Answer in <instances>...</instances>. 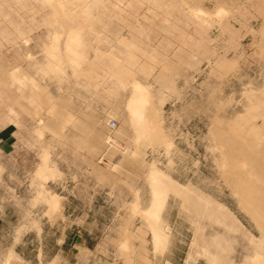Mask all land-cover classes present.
I'll list each match as a JSON object with an SVG mask.
<instances>
[{"label": "rangeland", "instance_id": "rangeland-1", "mask_svg": "<svg viewBox=\"0 0 264 264\" xmlns=\"http://www.w3.org/2000/svg\"><path fill=\"white\" fill-rule=\"evenodd\" d=\"M214 262L264 264V0H0V264Z\"/></svg>", "mask_w": 264, "mask_h": 264}, {"label": "bare ground", "instance_id": "bare-ground-1", "mask_svg": "<svg viewBox=\"0 0 264 264\" xmlns=\"http://www.w3.org/2000/svg\"><path fill=\"white\" fill-rule=\"evenodd\" d=\"M73 35V34H71ZM71 38H69L68 42L70 44V46L72 47H77L78 46V40L76 39V35L75 36H70ZM68 49V48H67ZM78 49V47H77ZM69 51L71 49H68ZM70 53L73 55H76L77 58L80 57L79 54H77L75 51H70L68 54L70 55ZM72 59V60H71ZM71 61H73V58L71 57ZM80 59V58H79ZM75 60V59H74ZM78 61V60H77ZM76 62V61H75ZM136 84V83H135ZM143 88V87H142ZM140 88L138 87V85H134L133 87V92L131 94V97L127 103V109H128V112H129V116H130V120H131V123L132 125L140 132L142 133H146L150 136L151 139L153 140H156L158 138V131H157V128L155 126V124L153 123V119L151 117V113H150V102L148 103V98H147V94L145 92H147L146 90L143 91L145 88ZM149 95V94H148ZM240 132L242 133V137L241 139L242 140H245V139H248V138H252L253 137V130L251 128H247V127H244V128H241L240 127ZM248 148H244V150H247ZM153 170V169H152ZM153 171H156V170H153ZM151 173V172H150ZM155 174L157 175V173H153L152 176H150V178L152 179L153 183L152 185H154L155 187L157 186V184L161 183V181H157V179H159L157 177L156 179V176ZM158 176V175H157ZM159 182V183H157ZM160 185V184H159ZM158 185V186H159ZM162 185V184H161ZM169 185V184H168ZM157 186V187H158ZM165 186V185H164ZM167 186V185H166ZM168 187V186H167ZM165 187V188H167ZM252 187H255V188H258V184H255L254 183H251V184H247V185H244V189L248 190ZM169 188L170 185H169ZM156 189V188H155ZM158 189V188H157ZM161 190L164 189L163 188V185L162 187L160 188ZM242 189V191L244 190ZM166 190V189H165ZM168 190V189H167ZM163 193V192H162ZM161 195H160V191L158 189L157 193L155 194V198H154V204H153V207L151 209V224L153 226V230H154V233L155 235L159 238V231H158V228H157V214L159 213L158 210L159 208L161 207L160 205H162L161 203V199H160ZM163 200V199H162ZM253 210V213L255 215H257V219L259 221H262L263 222V217H262V213L260 211V208H258L257 206L251 208ZM160 211V210H159ZM256 249L260 248L261 246L258 247V245H256ZM261 250H257V251H262V248H260ZM257 257V255H256ZM215 258V257H214ZM216 259V258H215ZM260 259V258H259ZM258 260V259H256ZM215 261H218L217 259ZM212 262V261H211ZM258 262V261H256ZM218 264V262H216ZM215 264V262L213 263Z\"/></svg>", "mask_w": 264, "mask_h": 264}, {"label": "built area", "instance_id": "built-area-1", "mask_svg": "<svg viewBox=\"0 0 264 264\" xmlns=\"http://www.w3.org/2000/svg\"><path fill=\"white\" fill-rule=\"evenodd\" d=\"M111 126H114V123L113 122H111Z\"/></svg>", "mask_w": 264, "mask_h": 264}]
</instances>
